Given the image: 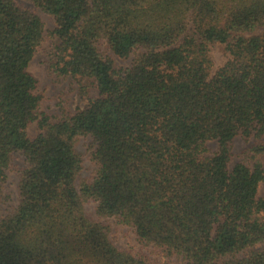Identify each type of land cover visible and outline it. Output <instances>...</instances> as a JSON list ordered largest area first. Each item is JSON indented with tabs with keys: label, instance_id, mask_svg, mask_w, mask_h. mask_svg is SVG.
Returning <instances> with one entry per match:
<instances>
[{
	"label": "trees",
	"instance_id": "16d2710c",
	"mask_svg": "<svg viewBox=\"0 0 264 264\" xmlns=\"http://www.w3.org/2000/svg\"><path fill=\"white\" fill-rule=\"evenodd\" d=\"M38 11L55 24V72L97 91L56 123L28 71L45 36ZM262 28L264 0H0V264H264L262 162L229 169L235 138H264ZM101 43L131 66L116 69ZM213 44L230 58L210 77ZM250 152L263 160L264 140ZM17 157L19 203L3 215ZM104 219L161 261L116 247Z\"/></svg>",
	"mask_w": 264,
	"mask_h": 264
},
{
	"label": "rangeland",
	"instance_id": "374dc122",
	"mask_svg": "<svg viewBox=\"0 0 264 264\" xmlns=\"http://www.w3.org/2000/svg\"><path fill=\"white\" fill-rule=\"evenodd\" d=\"M30 6V5H28ZM42 22L45 26V36L41 46L36 51L34 58L28 68L29 73L37 80L35 95L41 98L40 112L44 113L52 123L59 122L63 118L72 117L79 111L83 110L88 99L97 96V91L94 89L90 81L69 76H60L53 68V51L57 45L55 38L51 33L55 29L53 20L38 11ZM264 28L258 29L254 35H261ZM99 49L104 56L112 59L116 69L130 67L134 57L123 60L112 54L105 43L99 45ZM209 58L212 63L209 76L213 77L219 69H221L229 60V55L226 51V46L221 44H213L209 46ZM28 134L31 138L38 134L37 125H30ZM264 138L261 140L263 141ZM261 141L254 137L245 138L237 137L230 144L231 158L229 169L242 162L249 167L261 160L264 169V159L252 156L250 149L256 146ZM209 153L216 152L217 144L215 142L207 145ZM92 140L89 137L80 138L75 144V150L82 157V171L80 179L92 181L96 173V165L92 160ZM22 166V158L17 157L14 161L13 170L8 175V182L4 190V194L8 197L6 203H2L1 212L3 215L10 214L19 203V175L18 169ZM264 196V183L260 185L258 198ZM97 203L89 202L85 206L86 216L91 221H98L96 215ZM104 226L109 229V238L112 243L121 250L131 251L134 254L146 255L152 260L161 261L159 253L151 247L143 246L138 241L135 231L128 226L117 224L114 219H104L101 221Z\"/></svg>",
	"mask_w": 264,
	"mask_h": 264
}]
</instances>
